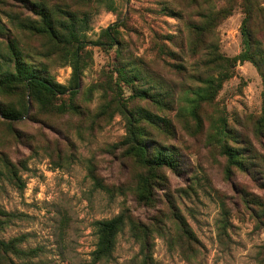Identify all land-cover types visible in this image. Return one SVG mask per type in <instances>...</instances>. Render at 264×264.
<instances>
[{
    "label": "rangeland",
    "instance_id": "obj_1",
    "mask_svg": "<svg viewBox=\"0 0 264 264\" xmlns=\"http://www.w3.org/2000/svg\"><path fill=\"white\" fill-rule=\"evenodd\" d=\"M36 3L78 17L86 12L88 28L80 92L74 99L57 101L75 110L44 113L22 92L0 97L12 105L25 99L28 106L27 115L18 121L8 123L0 115V240L24 236L22 248L41 250L36 259L14 262L91 264L97 243L93 224L129 212L148 224L163 216L171 233H176L177 213L197 238L187 251L170 248L156 235L154 258L160 264H264V217L255 205L245 203L256 196L264 203V137L256 135L264 110L261 71L252 62H237L234 77L224 83L215 102L202 109L203 132H189L182 112L185 96H192L199 78L207 74L200 55L190 49L189 29L201 21V14L226 10L214 41L225 57L235 58L245 51L243 26L252 3L258 15L250 29L264 49V0H108L103 5L97 0H0L5 25L0 50L12 38L36 70L69 86L72 48L18 25L22 20L39 21ZM112 26L118 28L121 45H98L106 43L102 33ZM122 57L143 72L145 88L155 94L165 88L174 102L165 109L152 98H138L134 92L140 85L128 86L116 72ZM138 108L172 122V135L158 142L178 152L180 165L179 171H164L167 181L156 188L152 206L139 205L132 194L134 168L121 146L127 116ZM220 119L237 136L234 145L251 158L247 171L231 179L225 177V157L209 145L212 125ZM93 172L110 192L97 187ZM245 194L249 196L243 198ZM223 202L229 227L226 238H219ZM129 230L127 226L119 236L110 264H135L139 246Z\"/></svg>",
    "mask_w": 264,
    "mask_h": 264
},
{
    "label": "trees",
    "instance_id": "obj_2",
    "mask_svg": "<svg viewBox=\"0 0 264 264\" xmlns=\"http://www.w3.org/2000/svg\"><path fill=\"white\" fill-rule=\"evenodd\" d=\"M80 1L83 4L90 2V0ZM97 1L103 5L108 0ZM34 5L39 21L22 20L18 25L23 26L33 35L42 36L56 45L72 48L73 73L70 85L59 84L51 77L41 74L28 62L18 42L8 37L7 46L0 50V97L6 98L9 95L22 92L27 93L44 113L73 111L76 109L75 106L57 105V101L66 96L74 99L80 92V80L83 75L81 52L86 48L84 33L88 28V14L85 12L78 17L73 11L60 8L54 10L45 3ZM258 11H262V9H258ZM246 13L243 26L245 51L235 58L225 57L214 41L217 27L228 14L226 10H214L207 14H201V21L189 29L191 35L190 49L197 56L200 55L201 63L199 64H202L207 71L205 77L199 78V84L192 96L184 95L187 106L182 109V112L187 116L186 127H188L189 132L194 131L198 134V132L205 130L206 126L201 116L202 109L205 104L214 103L224 83L234 77V70L238 61L254 63L264 77V49L250 29L252 20L258 15L254 4L247 5ZM115 26L103 31L102 34L106 43L98 45H107L111 49L114 48L115 44L121 45V41L117 38L118 28ZM4 33L5 25L0 20V39ZM116 72L128 86L136 85V83L140 85L134 92L138 98L145 101L152 98L165 109L174 102V100L171 101L174 96L165 88L163 93L160 92L159 94L152 93L145 88L144 83L147 81L143 72L136 67H129L123 57L119 60ZM199 75L202 76L203 73H199ZM27 112L28 106L25 99L19 105L3 103L0 100V115L8 123L21 120L27 115ZM188 120L192 125L188 123ZM171 128L172 122L168 118L154 115L145 108H138L127 116V135L121 146L125 148L124 154L134 168L135 183L131 192L139 205L152 206L156 201V188L163 181H167L164 171H179L180 169L178 152L166 148L164 144L158 142L163 135H172ZM211 130V135H208L209 145L225 157V177L231 179L236 172H246L251 158L246 154V149L234 145L238 141L237 136L229 128L227 122L220 119L212 125ZM256 135L264 137V110L256 126ZM12 175L17 177L15 173ZM92 177L97 182V187L111 191L94 172ZM119 189L121 190L122 187ZM248 196L249 194H245L243 198ZM245 203L255 205L258 209L257 213L260 217H264V203L260 198L256 196L253 199H245ZM222 211L223 218L218 222L217 230L219 238H226V230L229 227V210L224 202ZM158 216L153 220L155 223L151 224L132 216L129 212H123L113 219L95 222L93 227L97 243L91 254V264H110L112 262L118 238L124 233L127 226L130 229L132 239L139 246L138 254L134 258L135 264H160L154 258L156 235L163 237L170 248L182 246L187 251L189 249L192 251L193 242H197V238L183 218L177 213L173 214L176 233H171L165 218ZM24 238L21 236L9 241L0 240V264H16L13 258L27 261L40 256L41 250L39 248L28 250L22 248Z\"/></svg>",
    "mask_w": 264,
    "mask_h": 264
}]
</instances>
